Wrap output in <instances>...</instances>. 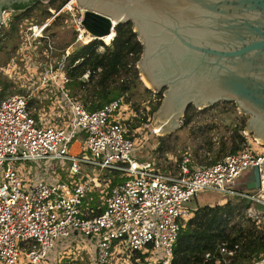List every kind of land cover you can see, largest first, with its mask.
I'll return each instance as SVG.
<instances>
[{"label": "built area", "instance_id": "1", "mask_svg": "<svg viewBox=\"0 0 264 264\" xmlns=\"http://www.w3.org/2000/svg\"><path fill=\"white\" fill-rule=\"evenodd\" d=\"M64 8L75 14L72 18L75 42L87 43L94 38L81 22L84 9L75 1L66 0L52 17ZM7 18L5 12L4 22ZM48 19L50 17L24 27L20 45L28 39L35 42L33 45L46 40V47L51 50L53 45L46 32ZM72 46H66L61 58L44 65L38 73L39 86H55L60 96L56 95L54 100L67 105L70 115L65 124L47 121L41 115V108H38V117L33 115L35 107L30 105L33 91L8 93L0 99V165H3L0 264L57 263L61 253L58 256L52 253L54 239L68 238L73 233L95 240L94 261L98 264L110 262L115 246L120 243L126 244V254L132 249L148 251V259L170 264L180 222L192 213L186 202L202 188L249 198L251 203L244 212L259 221L261 213L254 203L264 205V189L242 191L236 187L238 177L251 166L260 167L264 159V149L256 150L251 144L252 139L259 142L254 136L249 138L250 133L242 129L244 138L239 147L224 153L220 159L196 167L184 152L178 171H162L152 161L131 155L137 140L125 133L121 120L126 103L121 98L88 110L80 99L67 94L64 88L68 80L66 57L73 50ZM88 77L89 70L82 74L83 79ZM78 131L85 133L86 151L73 153L70 145ZM52 158L68 160L70 174L80 173L81 164H88L99 170H122L128 177L110 188L100 212L86 215L84 199L100 183L98 174H84L68 182L42 176L32 179L20 170L25 166L18 164L21 160L49 161ZM237 246V243L230 245L222 241L217 246L222 256L215 255L214 251H207L205 256L227 262L229 259L224 256L233 255ZM146 248H159L160 256L153 258ZM252 264H264V258Z\"/></svg>", "mask_w": 264, "mask_h": 264}, {"label": "water", "instance_id": "2", "mask_svg": "<svg viewBox=\"0 0 264 264\" xmlns=\"http://www.w3.org/2000/svg\"><path fill=\"white\" fill-rule=\"evenodd\" d=\"M35 0H0L5 12ZM94 37L132 22L142 44L136 62L149 89L161 91L156 129H174L189 104L231 100L249 113L244 130L264 145V0H75ZM112 36V37H113ZM73 48V46H72ZM264 189V159L242 178Z\"/></svg>", "mask_w": 264, "mask_h": 264}, {"label": "rangeland", "instance_id": "3", "mask_svg": "<svg viewBox=\"0 0 264 264\" xmlns=\"http://www.w3.org/2000/svg\"><path fill=\"white\" fill-rule=\"evenodd\" d=\"M43 2H46V0ZM49 8L53 10L51 11L49 9V12L51 13H46V16H44L43 13H40V9L36 8V11H33L32 16H37L39 18L26 19V21H24V26L26 27L35 21H45L46 17H50L47 26L53 27H47L46 29L47 32H49V41L52 42L53 48L49 50L48 48L50 47L47 48L46 45L45 47L41 46V43L33 45L35 42H32L30 39H28L29 41L24 40L21 45V39L17 45L18 39L16 38L5 43L4 48L0 51V87H2L0 89V95L3 96L8 93L33 91V98L39 97L43 100L40 106L43 118H46L47 121L50 120L53 123L65 124L70 115V112L67 110V105L64 104V102L60 105L54 100L55 98L53 99L56 95H58L56 97L60 96L55 86H39L38 73L44 65L54 63L56 57L51 54V51L57 50L56 52H58L61 48L75 44L74 37H76V30L74 28V23L71 21L75 14L72 15L68 9L67 12L62 9L58 15L52 17L53 12L56 13L57 9L53 8V6ZM72 11L77 13L76 9H73ZM9 12L10 11H8L7 14ZM101 39L105 43H109L111 36L104 38L101 37ZM39 47L42 48L40 49ZM98 49L101 50V47L99 46ZM139 78L141 82L136 86L138 96L131 97V100H139L141 94L143 95V98L148 94L145 92L141 93L143 85L146 86V83L145 80H142L140 74ZM5 82L8 84L6 88L3 87ZM48 98L52 100V102L46 101ZM125 103L126 109H123L122 118L123 120H128L126 121V127L129 129L131 135L135 136L137 140L136 147L131 155L139 159L146 158L154 163L156 162L159 167H164L165 170L175 169L174 165L179 162V157L184 152L188 153L192 165L196 167L210 163V160H212L217 154L221 142L223 140L228 141L229 133L233 124L240 122L243 119H247L249 116V113L239 110L235 102L231 100H219L207 107L203 106L199 108L196 105L190 106L186 112V115L190 116V119L186 124L181 125L183 114L180 116L179 126L170 130L169 128H162L158 131L156 128L160 116L156 113L157 108L152 113L148 112L151 105H155L154 99L144 110L138 109V111H133V114L131 105L127 102ZM32 106H34L35 110L38 112V107L35 105ZM139 106L140 108L142 107V105ZM142 112L147 113V119L145 121H141ZM128 123L130 124L128 125ZM250 135L251 136L248 137L252 138L253 135ZM84 140L85 133L83 131H78L70 145V151L73 153L77 151H86ZM159 144H162V149L158 150L156 147ZM251 144L256 150L264 149V146L261 143L256 142L253 139L251 140ZM227 148L228 143L225 146V152L227 151ZM69 163L68 160L57 158H52L49 161H18V164L25 166V168H20V170L32 179L37 176H42L45 179L49 178V180L60 178L61 181L68 182L69 180L77 179L81 175H84V173H88L90 176L98 174L97 177L100 186H95L89 191L85 201L87 204L94 207V209L100 210L101 206L105 203V197L109 192L108 178L109 176H112V170L109 168L99 170L95 165L81 164V173L74 175L69 173ZM2 167L3 165H0V176L2 175ZM166 167H168V169H166ZM248 171L249 168L243 172L242 176L238 177L236 182L237 188ZM102 174H105V176ZM245 190L248 191V189H242V191ZM234 196L235 194L228 195L216 190L202 188L186 202V205L189 208H192L206 203L213 204L216 202H224L228 198L233 199ZM254 204L256 205L255 208L261 213V219L264 220V214L262 215V213H264V205L257 202ZM90 209L89 206L85 207L83 213L89 214L91 212ZM70 240L74 241H71L72 243H70ZM54 243L55 244L51 249L52 253L57 256L61 253L60 261L54 264H60L63 258L73 262V264H75V261H80L85 264H98L94 261L95 240L91 237L80 233H73L68 238H55ZM62 249L65 251L62 252ZM125 249L126 244L124 243L115 246L113 258L106 264H131L132 262L128 257L129 254H126ZM146 249L150 251L153 258L156 259L160 256L161 251L159 248Z\"/></svg>", "mask_w": 264, "mask_h": 264}, {"label": "trees", "instance_id": "4", "mask_svg": "<svg viewBox=\"0 0 264 264\" xmlns=\"http://www.w3.org/2000/svg\"><path fill=\"white\" fill-rule=\"evenodd\" d=\"M65 1L46 0V2H43V0H37L23 7H13L14 10L7 14L8 18L0 26V51L4 48L5 43L10 42L11 39H18V45L20 39H22L25 27L24 21L26 19L39 18L32 16L36 8L40 9V13L46 16V13H51L49 12V7L53 6V8L59 9ZM63 10L67 12V9ZM47 27L52 28L53 26ZM114 31L115 35L109 43H105L98 37L92 38L87 43L75 42L73 50L66 57L68 80L64 82V88L69 96L80 99L88 110L97 109L111 99L121 98V101L131 105L133 114V111H138V109L144 110L154 99L155 105H151V108L148 109V112L152 113L161 101V91H153L143 85L141 93H148L147 96L143 98L140 93L141 98L139 100H131V97L138 96L136 86L141 80L136 62L142 51V44L132 28V22H119L114 26ZM40 45L45 47L46 40ZM100 45L103 46L101 50L98 49ZM39 48L41 49L42 47ZM56 51H51V54L56 59L61 58L62 54H64V48H61L58 52ZM87 70H89V77L86 80L82 78V74ZM7 85V82H5L3 87L6 88ZM4 96H1L0 99ZM46 101L52 102L49 98ZM41 102L43 100L39 97H32L30 105H35L40 109ZM139 105H142V107L140 108ZM192 105L189 104L185 109L181 125L189 121L190 116L186 115V112ZM38 112L36 110L33 111V115L38 117ZM141 118V121H145L147 113L142 112ZM121 121L122 124L124 123L125 133L131 135L126 127V121L128 120L122 119ZM245 124L246 119L233 124L228 141L223 140L221 142L217 154L210 160V163L220 159L224 153L234 151L239 147L240 141L244 138L242 129H244ZM227 143L228 148L225 152L224 149ZM161 145L159 144L156 149H162ZM141 160L147 159L143 158ZM155 166L162 171H178V163L174 165L175 169L170 170L159 167L158 163ZM111 170L112 176L108 178L109 191L115 183L128 177L122 170ZM102 175L105 176V174ZM250 203L251 200L249 198L235 195L233 199L228 198L224 202L206 203L192 207L191 215L180 222V228L172 247L170 264H252L264 258V220L260 218L257 221L256 218L244 212ZM104 206L105 203L100 210L94 209V211L86 215L98 213ZM222 241H226L230 245L234 243L238 245L233 255L224 256L229 261L225 262L222 259L217 262L215 257L205 256L207 251H214L215 255L222 256L217 252V246ZM127 254H129L128 257L132 262L131 264H163L161 261L148 259V251L132 249L127 250ZM63 259L60 264H73V262ZM75 264L85 263L75 261Z\"/></svg>", "mask_w": 264, "mask_h": 264}, {"label": "crops", "instance_id": "5", "mask_svg": "<svg viewBox=\"0 0 264 264\" xmlns=\"http://www.w3.org/2000/svg\"><path fill=\"white\" fill-rule=\"evenodd\" d=\"M80 173H81V172H80ZM84 174L89 175L88 173H84ZM48 179H49V178H48ZM58 179H60V178H58ZM97 186H100V183H99ZM97 186H96V187H97ZM89 194H90V193H89ZM86 197H87V196H86ZM86 197H85V198H86ZM85 200H86V199H84V206H85V207H88V206H89V207L91 208L90 211H91V212L94 211V207H92V206H90L89 204H87ZM88 203H89V202H88Z\"/></svg>", "mask_w": 264, "mask_h": 264}, {"label": "bare ground", "instance_id": "6", "mask_svg": "<svg viewBox=\"0 0 264 264\" xmlns=\"http://www.w3.org/2000/svg\"><path fill=\"white\" fill-rule=\"evenodd\" d=\"M72 2L73 1H75V0H71ZM107 36H111V38H113L112 36H113V34L112 33H109V34H106V35H104V36H102V38H104V37H107ZM145 83L148 85V82L145 80ZM162 128H160V129H157L158 131L159 130H161ZM74 146V145H73Z\"/></svg>", "mask_w": 264, "mask_h": 264}, {"label": "flooded vegetation", "instance_id": "7", "mask_svg": "<svg viewBox=\"0 0 264 264\" xmlns=\"http://www.w3.org/2000/svg\"><path fill=\"white\" fill-rule=\"evenodd\" d=\"M37 0H35V2H36ZM44 1V0H43ZM243 180V179H242ZM241 180V182L239 183V188L240 189H246L245 188V184L243 183V181Z\"/></svg>", "mask_w": 264, "mask_h": 264}]
</instances>
